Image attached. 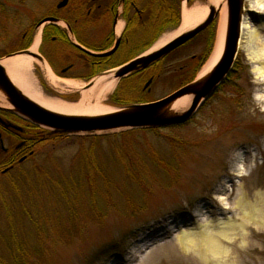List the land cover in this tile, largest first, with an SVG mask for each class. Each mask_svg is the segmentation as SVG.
Here are the masks:
<instances>
[{
	"label": "rangeland",
	"instance_id": "rangeland-1",
	"mask_svg": "<svg viewBox=\"0 0 264 264\" xmlns=\"http://www.w3.org/2000/svg\"><path fill=\"white\" fill-rule=\"evenodd\" d=\"M60 1L0 0V61L20 55L19 50L33 43L36 36L42 40L50 23L40 21L50 16L48 13H55ZM206 1L195 0L193 4ZM73 6L69 3L60 13L68 16ZM226 6L229 22L228 0ZM245 8L246 15L253 13L247 3ZM263 15L255 14L254 18ZM214 22L212 39L204 30L162 62L160 78L150 97L176 90L184 78L188 79L192 64H199L200 57L212 52L218 16ZM175 31V27L156 31V42ZM155 40L150 41L151 48ZM246 57L240 50L227 82L183 124L146 127L148 132L138 128L65 131L63 138L51 140L15 171L1 175L0 257L13 260L22 255L36 264H206L175 240L180 230L195 224L196 208L202 206L203 211L221 219L234 215L222 211L218 199L226 198L225 186L230 189L228 204L232 205L237 189L242 188L254 203L261 193L264 206V98L256 97L264 94V80L256 78ZM46 87L47 92L55 91L49 96L61 98L48 82ZM126 130L135 132L124 139ZM91 134L102 136L95 140ZM109 136L116 137L118 145L135 142L133 148L142 162H138V156L136 164L129 159L120 161ZM94 145L103 174L100 181L107 184L105 179H110L113 183H108L110 196L98 192L102 213L90 214L82 206L88 204L86 199L91 201L87 192L77 213L71 214L54 182L66 180L68 188H63L70 195L75 194L74 186L80 193V185L72 181H82L83 158L79 154ZM156 154L162 162L153 161ZM239 156L247 175L238 176L234 171ZM126 164L130 173L124 171ZM125 196H130L135 206ZM249 228V240L238 243L235 264H264V229Z\"/></svg>",
	"mask_w": 264,
	"mask_h": 264
},
{
	"label": "bare ground",
	"instance_id": "bare-ground-1",
	"mask_svg": "<svg viewBox=\"0 0 264 264\" xmlns=\"http://www.w3.org/2000/svg\"><path fill=\"white\" fill-rule=\"evenodd\" d=\"M246 3L248 4L249 10L253 12L249 16L244 12V10H246ZM182 6L181 24L176 28V31L163 40H158L152 48L145 47L141 53L144 57L159 53L160 59H167V53H161L160 49H162L173 37L199 25L207 17L211 6H214L218 16V25L216 27L217 35L214 48L207 61L199 62V64L196 63L195 66L192 64L190 69L191 72L197 69L199 72L196 76V81H203L208 79L217 68L218 64H220L226 49L229 31L226 0H207L206 3H195L191 5L182 3ZM63 7L64 6H60L58 8ZM240 13L241 17L238 26L239 35L234 61L237 60L239 51H244L247 60L252 64V71L256 74V78L264 80V17L260 19L254 18L255 14L259 15L260 13L262 15L264 13V0H241ZM56 19L57 18L54 16H47L40 22H49L51 24ZM63 23L64 22L60 21V24ZM123 27L124 21L120 20L118 25L115 26L116 37L131 39L132 32L128 31V34L125 33L122 30ZM54 32V30H51L50 34L52 35ZM141 34L150 37L151 31L147 28H143ZM70 40L73 41L74 44L77 43L74 36L73 38L70 37ZM29 42L30 40L27 41V43ZM40 43L41 37L36 36L33 43H29V47L19 50L20 55L0 61V66L4 69L17 90L25 95L26 98L47 109L50 113L61 117L100 118L101 116L119 112V108L107 102L108 96L113 94L116 90L117 86H115V80L119 82L124 78L130 77L132 73H139V71L144 68L137 66V68L130 71V73L122 76L117 75L120 69L125 68L127 65L130 66L131 63L142 58V54H137L135 57L136 52L131 55L134 57H132L129 62L123 66L113 68V70L109 69L105 71L103 68H96V73L94 74L93 72L90 74L89 72H85L82 67H78L71 70V77L64 76L59 71L51 70V57L39 47ZM80 48L89 55H95L84 45H81ZM110 54L112 53L107 52L104 55ZM157 60L158 59L152 61V63H155ZM194 61L195 60H192L191 62ZM180 72H182V69ZM133 75L130 77V80L134 79ZM39 78L48 82L52 88L56 89L61 98L49 96L46 91L39 86ZM4 90L5 89L0 86V103L5 106H10L11 102L8 100ZM67 91H70L69 94L73 95L71 100H66L64 96ZM256 97L264 98V94H257ZM193 99L194 95L189 94L175 99L159 110V118L164 119L184 114L190 108ZM156 101L157 100H155V102ZM135 105L125 106V108L129 109ZM45 127L48 128L49 131L53 130L50 126L45 125ZM166 127H168L166 124L158 126V128ZM128 128H131V126L121 125L108 129L117 130ZM138 129L140 131L145 130L144 127H138ZM96 131L101 132L105 131V129L96 128L88 130V132ZM127 132L130 131H123V133ZM60 136L63 138V133H60ZM91 136L90 138L96 140L102 135L91 134ZM122 136L125 135L123 134ZM124 139L126 138L124 137ZM238 161L239 163L237 167H234V171L238 176L247 175L248 173H246L247 171L243 165L244 162L240 156ZM229 191L230 189L228 186H225L223 192H226V198L220 196L218 199L220 203L223 204L222 211H225V213L233 212L232 214L234 215L226 216L224 219L218 218L217 215L212 217L211 214L209 215L203 211L204 208H202V206H198L194 213L197 219L195 224L183 228L175 236V240L185 251L195 253L206 264H235V262H238V260H235L238 255V243L242 244L249 240L248 235L250 233L248 228L254 226L264 229V206L261 193L258 200L254 203L246 198L242 188H238L236 197L233 199L232 205H230L228 204L229 202H227Z\"/></svg>",
	"mask_w": 264,
	"mask_h": 264
},
{
	"label": "flooded vegetation",
	"instance_id": "flooded-vegetation-1",
	"mask_svg": "<svg viewBox=\"0 0 264 264\" xmlns=\"http://www.w3.org/2000/svg\"><path fill=\"white\" fill-rule=\"evenodd\" d=\"M73 2L74 6L68 12L70 17L60 13L66 6L63 8L57 6L55 13H48L58 21L45 27L39 46L51 57V70L70 77L74 68L82 67L85 72L95 74L96 68H103L105 71L117 68L129 62L134 57L131 55L136 52L135 57L137 54H142L141 51L148 44L147 36L141 34L143 28H152V24L163 15L162 13L166 14L172 9L168 0H74ZM120 20L124 21L122 30L127 34L128 31L132 32L131 39L116 37L115 26ZM60 21L64 23L60 24ZM51 30L55 31L52 35ZM73 36L77 40L76 44L70 40ZM81 45L95 55L83 51ZM107 52L112 54L104 55ZM162 62L164 60L159 59L142 68L139 73H132L131 76L134 74L132 80H130L131 76L120 80L114 93L108 96L107 102L121 108L152 102L169 95L150 97L160 78ZM38 80H40L39 86L47 94H55L54 90L47 92L45 81L40 78ZM64 96L71 99L73 95L66 93ZM7 98L11 102L8 96ZM51 136L53 135L48 128L24 115L13 105V102L10 106L0 103V176L9 174L22 163L30 160L38 149L45 147L51 141Z\"/></svg>",
	"mask_w": 264,
	"mask_h": 264
},
{
	"label": "water",
	"instance_id": "water-1",
	"mask_svg": "<svg viewBox=\"0 0 264 264\" xmlns=\"http://www.w3.org/2000/svg\"><path fill=\"white\" fill-rule=\"evenodd\" d=\"M66 2L67 0H64L61 5H64ZM228 5L230 13L228 39L220 64H218L217 68L208 79L203 81L194 80L170 96L156 102L135 105L129 109H124L107 116H101L100 118H67L52 114L47 109L26 98L25 95L17 90L1 66L0 86L5 89V92L10 97L13 105L24 115L28 116L34 122L42 126H50L53 129L51 134L73 131L74 129L77 131H88L96 128L108 129L121 125H129L131 128H136L183 123L190 119L197 112L200 106L213 94L214 90L225 81L226 76L230 73L234 65V56L236 54V45L239 35L238 26L241 17V0H228ZM216 15L217 13L215 7L211 6L209 16L202 24L178 36L160 49V52L164 54L169 53L191 40L198 33L206 29L213 22ZM158 58L159 53L137 59L131 63L130 66L127 65L125 68L120 69L117 72V75L122 76L130 73V71L136 69L137 66L146 67ZM187 94L194 95V99L190 108L184 114L164 119L159 118V110L162 107Z\"/></svg>",
	"mask_w": 264,
	"mask_h": 264
},
{
	"label": "trees",
	"instance_id": "trees-1",
	"mask_svg": "<svg viewBox=\"0 0 264 264\" xmlns=\"http://www.w3.org/2000/svg\"><path fill=\"white\" fill-rule=\"evenodd\" d=\"M180 1L181 0H171L169 3L170 6H172V9L170 11H168L166 14L161 15L158 19H156V22L153 25V29L155 31H163L165 29H167L168 27H176L179 24L180 21ZM193 0H190V3ZM162 11V10H160ZM148 30L151 29L150 27H146ZM210 34H211V39L214 35V31H215V22L207 29ZM156 37L154 36V38L152 39V42L154 41ZM209 40L208 42V47H211V43L213 40ZM150 42L147 47H149V45L152 43ZM209 56V52L204 54L203 57H201V61H204L207 57ZM135 131L132 132H127V134H125L124 137H129L131 136V134H133ZM142 132H148L147 130H142ZM113 136H109L108 139H110V144H113L114 152L116 155H118L119 160H127L128 159L131 161V163H135L134 160L136 158V156H138V162H142V158L139 156V153L136 150V147H134L135 142H130V145H118L117 142L114 141V139L116 137ZM126 138V139H127ZM82 139V138H79ZM98 140H100L99 138H97ZM96 139V140H97ZM102 139V138H101ZM137 141V140H136ZM97 146H91L89 147V150L87 152H84L82 150V152H80L79 156L83 158V161L81 159L80 164L82 165V172L83 174H81L82 177V181L78 182L77 179L73 178V182L80 185L81 187V192L78 193L77 190H75V186H74V191L75 194L70 195L69 192H67L63 187L68 188V183L66 180H58L56 182H54V184L56 185L57 189L61 192L62 195V199H63V203H65V208L67 209V211H69L71 214H74L75 212L77 213V209H79L78 205L79 202H83L85 200V193H89L91 196V201L87 200L88 204H84L82 206H86L85 208H87V210L90 212V214H95V213H102V211L99 209V205H100V201L98 198V192L106 194L107 197L110 196V192H109V187H108V183H112L110 179H105V181L107 182V184H105L104 182L100 181V178L103 177L101 168H99L97 161H96V157L94 154V151L96 149ZM157 155V154H156ZM156 160L160 163L163 160L161 158H159V156L157 155L155 157V159L153 160L154 162H156ZM136 164V163H135ZM124 171L126 172H131L130 167L126 164L124 165ZM137 181V179H136ZM139 182V180H138ZM98 183H100V185H98ZM113 184V183H112ZM104 189V190H98V189ZM64 197V198H63ZM127 198V201L129 203H131L132 205L135 206L134 201L132 199H130V196H125ZM74 211V212H73ZM13 248V247H12ZM36 264L34 260L31 259V262L24 260L22 255H17V257H14L13 260H5L3 258L0 257V264Z\"/></svg>",
	"mask_w": 264,
	"mask_h": 264
}]
</instances>
